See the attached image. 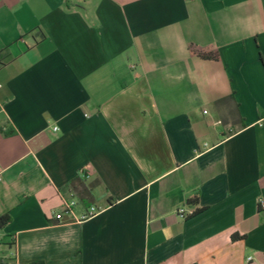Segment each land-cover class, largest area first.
Returning <instances> with one entry per match:
<instances>
[{"label": "crops", "instance_id": "obj_1", "mask_svg": "<svg viewBox=\"0 0 264 264\" xmlns=\"http://www.w3.org/2000/svg\"><path fill=\"white\" fill-rule=\"evenodd\" d=\"M260 199L264 0H0V264H264Z\"/></svg>", "mask_w": 264, "mask_h": 264}, {"label": "built area", "instance_id": "obj_2", "mask_svg": "<svg viewBox=\"0 0 264 264\" xmlns=\"http://www.w3.org/2000/svg\"><path fill=\"white\" fill-rule=\"evenodd\" d=\"M80 173L84 177L87 176V174H85L83 170H81ZM77 203H78V200L75 194L71 192L68 198L62 199V207L57 213H55L54 219L57 220L58 222H66L65 216H67L71 218L70 221L80 222L82 220L95 216L100 211L98 207H96L95 205H91L89 206L88 209L85 210L83 214L77 217L74 212V207L76 206ZM259 204L262 208H264V199H260ZM263 255H264V252H263Z\"/></svg>", "mask_w": 264, "mask_h": 264}, {"label": "trees", "instance_id": "obj_3", "mask_svg": "<svg viewBox=\"0 0 264 264\" xmlns=\"http://www.w3.org/2000/svg\"><path fill=\"white\" fill-rule=\"evenodd\" d=\"M197 54L203 58H216L215 55H213L210 52H206V51H198ZM221 101H222L221 99L217 100L216 104H219ZM75 187L78 189V191L82 197L87 198L90 194V190L92 188V185L90 184V186H86L83 183H79V185L75 186ZM191 201H193V200H191ZM9 221H10V216L8 214H4V215L0 216V225L1 226H4ZM238 237H240L239 234H233L232 235V238H234V239H236ZM32 264H44V262L43 261H37V262L32 263Z\"/></svg>", "mask_w": 264, "mask_h": 264}, {"label": "rangeland", "instance_id": "obj_4", "mask_svg": "<svg viewBox=\"0 0 264 264\" xmlns=\"http://www.w3.org/2000/svg\"><path fill=\"white\" fill-rule=\"evenodd\" d=\"M202 110L203 109H207V110H209L210 111V107L209 106H202V108H201ZM220 127H224V125H220Z\"/></svg>", "mask_w": 264, "mask_h": 264}]
</instances>
